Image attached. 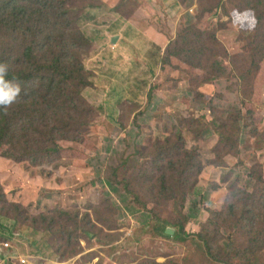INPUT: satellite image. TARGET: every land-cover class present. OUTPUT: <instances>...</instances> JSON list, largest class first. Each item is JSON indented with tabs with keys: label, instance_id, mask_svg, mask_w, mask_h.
Listing matches in <instances>:
<instances>
[{
	"label": "rangeland",
	"instance_id": "1",
	"mask_svg": "<svg viewBox=\"0 0 264 264\" xmlns=\"http://www.w3.org/2000/svg\"><path fill=\"white\" fill-rule=\"evenodd\" d=\"M32 1L14 3L37 8V31L0 25L13 70L63 45L50 5ZM40 1L76 12L89 41L68 54L94 112L39 162L0 155V264H207L192 239L215 222L243 253L264 233V0ZM231 204L253 208L239 228ZM178 225L188 241L163 235Z\"/></svg>",
	"mask_w": 264,
	"mask_h": 264
},
{
	"label": "trees",
	"instance_id": "2",
	"mask_svg": "<svg viewBox=\"0 0 264 264\" xmlns=\"http://www.w3.org/2000/svg\"><path fill=\"white\" fill-rule=\"evenodd\" d=\"M30 3L34 4L32 0ZM36 3L43 7L50 5L48 13L59 18V21H55L58 26L48 30H58L56 38L61 40L63 45L57 53L53 54L47 64L22 70H13L10 67L9 78H17L22 91L17 102L7 109V114L4 109H0V155L15 159L25 158L33 162H39L44 155L58 151L57 141L60 139L76 141V135L79 137L78 131L83 125L88 124V117L94 112V108L81 94V90L89 84L87 79L89 74L81 63L78 66H71L77 61H72L68 54L72 51L76 56L74 50L76 48L82 55L83 47L89 41L73 22L76 12L66 8L63 2L59 1L56 10L55 5L46 4L40 0H36ZM37 12V8L29 10L25 4H16L14 0H6L0 5V25H11L12 29L24 34L29 33L30 29L37 31L41 26L36 20ZM24 26L25 30H23ZM47 37L51 38L49 35ZM23 51L26 57L33 54L31 47H26ZM215 66L219 67L217 63ZM218 70L221 71V69ZM231 148L235 150L236 145ZM1 197H4V193L0 184V199ZM168 199H172V196ZM182 201H185V197ZM15 206L19 209V205ZM229 208V217L234 219L232 228H239L243 226L244 220H248L245 218L244 211L249 214L253 212V208L249 209L247 205L239 216L234 204H231ZM64 214L65 212H61L60 217L66 216ZM218 214L220 215V212ZM256 217L259 216L254 214L251 217V225L256 221ZM227 222L228 219L224 220L223 224ZM215 225L218 227L213 231L205 226L203 232L195 234L192 239L204 262L207 264H264V239H262L264 233L253 231L255 237L249 239L245 251L241 253L236 248L234 236L229 235L225 241L219 239L218 234L222 226L219 222H215ZM252 227L254 228L253 225ZM166 228H163L165 237L182 241H188L190 237L186 235L184 225H178V230L174 235L166 234ZM251 232L249 231V234ZM83 233L89 234L87 231ZM67 235L69 237V234ZM257 243L260 245L258 246ZM143 264L178 263L147 261Z\"/></svg>",
	"mask_w": 264,
	"mask_h": 264
},
{
	"label": "clouds",
	"instance_id": "3",
	"mask_svg": "<svg viewBox=\"0 0 264 264\" xmlns=\"http://www.w3.org/2000/svg\"><path fill=\"white\" fill-rule=\"evenodd\" d=\"M10 66L7 62L0 61V109L10 108L20 97L22 88L19 80L9 78Z\"/></svg>",
	"mask_w": 264,
	"mask_h": 264
},
{
	"label": "water",
	"instance_id": "4",
	"mask_svg": "<svg viewBox=\"0 0 264 264\" xmlns=\"http://www.w3.org/2000/svg\"><path fill=\"white\" fill-rule=\"evenodd\" d=\"M116 39H117V35H113V36L110 38V42H111V43H114V42L116 41ZM174 233H175V231L172 230L171 228H167V229H166V234H168V235H174Z\"/></svg>",
	"mask_w": 264,
	"mask_h": 264
},
{
	"label": "built area",
	"instance_id": "5",
	"mask_svg": "<svg viewBox=\"0 0 264 264\" xmlns=\"http://www.w3.org/2000/svg\"><path fill=\"white\" fill-rule=\"evenodd\" d=\"M5 247H10V244L7 242L5 243ZM28 260L27 259H19V261L17 262V264H28ZM56 264H67L66 262H63V263H56Z\"/></svg>",
	"mask_w": 264,
	"mask_h": 264
},
{
	"label": "crops",
	"instance_id": "6",
	"mask_svg": "<svg viewBox=\"0 0 264 264\" xmlns=\"http://www.w3.org/2000/svg\"><path fill=\"white\" fill-rule=\"evenodd\" d=\"M115 17L118 18V17H120V16H119L118 14H116ZM41 259H42V258H41ZM34 260H36V257H35V259H33L32 261H34ZM42 260H43V259H42ZM47 264H50V262H47ZM53 264H55V263H53Z\"/></svg>",
	"mask_w": 264,
	"mask_h": 264
}]
</instances>
